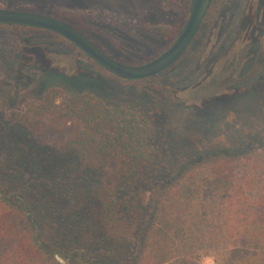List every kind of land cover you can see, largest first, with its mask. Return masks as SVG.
<instances>
[{
    "label": "rangeland",
    "instance_id": "374dc122",
    "mask_svg": "<svg viewBox=\"0 0 264 264\" xmlns=\"http://www.w3.org/2000/svg\"><path fill=\"white\" fill-rule=\"evenodd\" d=\"M189 2L0 0V8L67 21L65 14H78L79 23L108 55L142 65L171 47L172 41L156 28L184 26ZM259 45L264 46V0H213L181 60L158 77L129 82L99 71L68 40L0 25V186L5 196L29 207L39 235L51 243L63 240L70 250L65 236L88 227L85 234L104 252L123 255L128 245L100 233L94 201L100 176L82 169L75 153L55 149L59 137L50 128L37 135L13 120V114L41 102L52 89L61 93L57 106L79 93L91 94L108 107L137 111L143 123L156 129L162 162L150 181H140L144 197L149 198L155 182L189 177L181 197L187 221L161 228L173 250L171 264H216L215 254L230 245L214 227L211 211L217 197L203 183L201 162L231 154L230 168L246 179L255 160L264 156V51L257 55ZM255 181L260 184L261 178ZM142 247L140 237L130 248Z\"/></svg>",
    "mask_w": 264,
    "mask_h": 264
},
{
    "label": "trees",
    "instance_id": "16d2710c",
    "mask_svg": "<svg viewBox=\"0 0 264 264\" xmlns=\"http://www.w3.org/2000/svg\"><path fill=\"white\" fill-rule=\"evenodd\" d=\"M191 4L192 0L188 3L189 16ZM65 15L70 21L59 19L77 28L102 49L87 27L79 23L78 14ZM186 24L173 30L158 27L156 31L174 43ZM0 25L26 27L66 40L44 29ZM78 51L99 71L108 73ZM50 75L53 78L54 73ZM57 75L69 83L62 74ZM60 96L59 90L52 89L41 102L28 103L22 113L13 114V120L37 135L50 128L59 137L55 149L75 153L82 169L100 176L94 200L100 233L102 238L114 239L128 248L122 250L121 256L120 252H104L100 243L96 244V240L85 234L88 227L65 236L70 250L62 246L63 240L51 243L48 237L39 235V226L29 207L13 204L0 186V264H62L57 255L70 264H171L173 250L161 228L187 221L181 197L189 177L155 182L149 198L144 197L140 181L149 180L162 162L163 146L156 144V129L143 123L137 111L124 106L108 107L91 94L79 93L63 106H57ZM231 156L217 154L201 162L205 173L203 183L217 197L211 211L214 227L225 233L230 245L223 253L215 254V261L216 264H264V156L255 160L246 179L233 173ZM256 177L261 178L260 184ZM125 187L129 188L126 193ZM140 237L143 247L131 251L130 247Z\"/></svg>",
    "mask_w": 264,
    "mask_h": 264
},
{
    "label": "water",
    "instance_id": "95a60500",
    "mask_svg": "<svg viewBox=\"0 0 264 264\" xmlns=\"http://www.w3.org/2000/svg\"><path fill=\"white\" fill-rule=\"evenodd\" d=\"M211 0H192L187 24L171 47L157 58L142 64L129 65L108 55L91 39L68 22L32 11L0 8V24L22 25L52 31L75 45L110 74L126 81H141L160 75L174 65L198 34ZM57 260L64 264L59 255Z\"/></svg>",
    "mask_w": 264,
    "mask_h": 264
},
{
    "label": "flooded vegetation",
    "instance_id": "af4514ba",
    "mask_svg": "<svg viewBox=\"0 0 264 264\" xmlns=\"http://www.w3.org/2000/svg\"><path fill=\"white\" fill-rule=\"evenodd\" d=\"M212 2H213V0H211V2H210L209 9H210V7H211ZM209 9H208V11H209ZM208 11H207V14H208ZM207 14H206V16H207ZM205 18H206V17H205ZM204 20H205V19H204ZM202 25H203V24H202ZM201 27H202V26H201ZM200 30H201V28H200ZM200 30H199V31H200ZM198 33H199V32H198ZM197 35H198V34H197ZM197 35H196V36H197ZM195 38H196V37H195ZM195 38H194V40H195ZM194 40H193V41H194ZM193 41H192V43H193ZM192 43H191V44H192ZM190 46H191V45H190ZM190 46H189V47H190ZM188 49H189V48H188ZM188 49H187V50H188ZM187 50H186V52H187ZM261 51H264V46H263V48H261V45H259L257 55H258ZM186 52H185V53H186ZM185 53L182 55V57H181L179 60H181V59L183 58V56L185 55ZM241 58H242V57H241ZM179 60H178V61H179ZM178 61H177V62H178ZM177 62H176V63H177ZM176 63H175V64H176ZM172 66H173V65H172ZM172 66H171V67H172ZM171 67H170V68H171ZM168 69H169V68H168ZM168 69H167V70H168ZM167 70H166V71H167ZM164 72H165V71H164ZM164 72H163V73H164ZM108 73H109V72H108ZM161 74H162V73H161ZM149 79H150V78H149ZM145 80H147V79H145ZM125 81H126V80H125ZM141 81H143V80H141Z\"/></svg>",
    "mask_w": 264,
    "mask_h": 264
}]
</instances>
